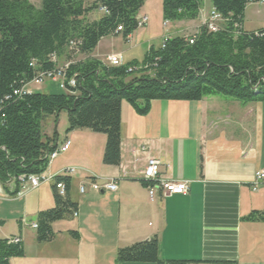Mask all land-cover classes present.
I'll use <instances>...</instances> for the list:
<instances>
[{
  "label": "crops",
  "instance_id": "0c3cea01",
  "mask_svg": "<svg viewBox=\"0 0 264 264\" xmlns=\"http://www.w3.org/2000/svg\"><path fill=\"white\" fill-rule=\"evenodd\" d=\"M212 10L205 0L195 20L167 22L162 0H146L137 15L147 18L145 28L126 38L121 32L102 38L89 56L76 61L108 65L109 56L120 55L122 66H140L164 40L197 33ZM245 14L246 8L245 32L264 28L247 30ZM62 114L42 124L44 138L56 148L70 143L41 174L51 179L35 189L21 183L18 193H23L15 196L11 181L0 183V240H18L23 248V256L9 264H152L117 263L116 256L119 249L153 238L162 261L264 264V221L251 219L264 213V184L252 190L255 173L264 170V102L241 103L220 95L193 102L152 101L141 115L123 101L117 166L102 162L103 134L67 132ZM150 158L160 163L161 179L188 182V193L172 196L157 189L150 200L141 177ZM68 168L75 173L59 175ZM57 177L69 178L65 197L75 208L50 224V240L38 242L32 225L39 213L55 208ZM104 181H113L117 190L90 187V182Z\"/></svg>",
  "mask_w": 264,
  "mask_h": 264
},
{
  "label": "trees",
  "instance_id": "16d2710c",
  "mask_svg": "<svg viewBox=\"0 0 264 264\" xmlns=\"http://www.w3.org/2000/svg\"><path fill=\"white\" fill-rule=\"evenodd\" d=\"M146 0H41L35 9L26 0H0V183L21 189L19 178L41 175L48 154L56 146L42 134L43 121L60 113L67 116V132L88 129L106 138L102 162H120V108L124 101L138 114L148 112L152 101H199L210 95L241 103L264 102V28L242 29L246 0H209L223 22L209 33L167 39L164 48L149 50L139 70L111 67L89 56L98 42L121 28L124 38L137 28V15ZM205 0H162L167 22L195 20ZM104 9V12H100ZM97 12L96 20L87 17ZM192 40V44H189ZM71 44H74L72 47ZM72 47V48H71ZM54 56L55 62L50 61ZM71 62L66 78L75 76L76 87L66 93L32 92L21 97L13 91L30 82L38 72L53 71ZM33 62V67L30 63ZM72 92V93H70ZM8 98V99H6ZM69 188V178H55ZM55 208L37 216V241L52 238L50 224L70 214L75 206L55 192ZM251 219L264 221V213ZM156 239L119 249L117 263L189 264L162 261ZM23 256L20 242L0 240V264Z\"/></svg>",
  "mask_w": 264,
  "mask_h": 264
},
{
  "label": "built area",
  "instance_id": "2783aa9c",
  "mask_svg": "<svg viewBox=\"0 0 264 264\" xmlns=\"http://www.w3.org/2000/svg\"><path fill=\"white\" fill-rule=\"evenodd\" d=\"M246 4L247 5H264V0H246ZM100 12H104V9H100ZM222 22H223L222 17L212 10L209 14V17L204 21L202 26H204L209 33H215L218 31L219 29L218 26ZM146 25H147L146 17L137 18V25H136L137 29L145 28ZM116 32L117 33L122 32L121 28L120 27L117 28ZM166 40H164L161 48H164ZM192 42H193L192 40H189V44H192ZM71 46L73 47L74 44H71ZM50 61L55 62L56 61L55 57L52 56L50 58ZM107 63L111 67L122 66L120 55L109 56L107 58ZM70 64L71 62H67L63 64L62 66L57 67L53 71L38 72L36 76L30 82L24 84L23 86H21V88L13 91V96L21 97L23 95H29L32 92H34L35 88H38L44 82H49V81L50 82L61 81L64 86L67 84L68 88L75 89L76 87L75 76H72L69 79L66 78V70L68 69ZM33 65L34 63L31 62L30 66L33 67ZM139 69L140 68L130 67L127 69L126 72L132 73ZM69 145H70L69 142H65L60 147L56 148L52 153L48 154V164L54 158H56L59 154L66 152L69 148ZM159 165L160 163L156 159L150 158L148 159L146 163V167L144 168L141 174L142 182L145 183V185L147 186L149 199L153 200L155 191L157 189H160L165 194L172 195V196L186 195L189 191V183L186 181L172 182V181H166L164 179H161L158 174ZM75 171L76 170L73 168H68V169L62 170L59 175L60 176H71L75 173ZM50 179L42 175H37V176H29L27 178L20 177L18 180L23 184L26 183L28 185V188L35 189L39 187L41 184L48 182ZM259 184H264V170H261L255 173L252 190L256 191V186ZM55 187H56L58 195L61 197H64L65 188L62 185V183H57ZM90 187L95 191L115 192L117 190V186L113 181H104L101 183L90 182ZM79 191L81 194H83L85 192V186L84 185L81 186ZM22 193L23 192H20L17 195H21ZM75 215L76 214H74V216ZM32 227L36 229L37 225H32ZM13 242L18 243V240H13Z\"/></svg>",
  "mask_w": 264,
  "mask_h": 264
},
{
  "label": "rangeland",
  "instance_id": "374dc122",
  "mask_svg": "<svg viewBox=\"0 0 264 264\" xmlns=\"http://www.w3.org/2000/svg\"><path fill=\"white\" fill-rule=\"evenodd\" d=\"M32 7L35 9L40 8L41 0H26ZM84 5L88 6L90 5L93 0H83ZM260 10L259 15H254L253 10L255 9ZM97 12L91 13L87 17L88 22H92L93 20H96ZM244 26L247 30H252L255 28H258L260 26H264V5H247L246 6V14L244 18ZM160 44V40H157L153 43L154 47H158ZM64 60L62 59L61 62ZM63 64V63H61ZM40 90L36 91L38 93L47 94V95H62L66 93L65 87L61 81H55V82H44L42 86L39 88ZM62 118L65 119L66 115L65 113L62 114Z\"/></svg>",
  "mask_w": 264,
  "mask_h": 264
}]
</instances>
